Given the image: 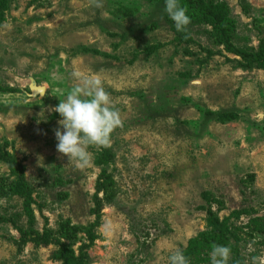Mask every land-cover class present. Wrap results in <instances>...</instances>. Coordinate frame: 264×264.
I'll use <instances>...</instances> for the list:
<instances>
[{"label": "rangeland", "instance_id": "rangeland-1", "mask_svg": "<svg viewBox=\"0 0 264 264\" xmlns=\"http://www.w3.org/2000/svg\"><path fill=\"white\" fill-rule=\"evenodd\" d=\"M216 1L230 8L232 43L258 48L264 0ZM164 4L0 0V148L27 186L18 192L0 159V264H169L208 231L232 248L229 264L264 256V71L241 69L191 8L178 32ZM74 73L98 75L120 112L106 164L102 147L86 168L57 151L54 109ZM62 225L81 230L66 238ZM203 245L192 264H211Z\"/></svg>", "mask_w": 264, "mask_h": 264}, {"label": "clouds", "instance_id": "clouds-1", "mask_svg": "<svg viewBox=\"0 0 264 264\" xmlns=\"http://www.w3.org/2000/svg\"><path fill=\"white\" fill-rule=\"evenodd\" d=\"M164 11L178 32L184 31L191 22L180 0H165ZM73 76L77 83L54 109L61 117L59 128L55 131L56 147L69 162L86 168L92 160L89 147L109 146L111 134L122 125V120L98 75L80 76L74 73ZM231 258L230 246L212 245L211 264H229ZM168 259L169 264H190V259L179 249ZM250 264H264V256L252 257Z\"/></svg>", "mask_w": 264, "mask_h": 264}, {"label": "trees", "instance_id": "trees-1", "mask_svg": "<svg viewBox=\"0 0 264 264\" xmlns=\"http://www.w3.org/2000/svg\"><path fill=\"white\" fill-rule=\"evenodd\" d=\"M185 8L188 7L189 9H193L197 11V14L199 17L202 19L204 23H208L213 25L214 27V33L216 32L218 38L223 41V43L232 50L234 55L239 57L241 60L239 62V66L241 69L245 70H251L254 68L261 69L264 71V37L259 40V46L258 48H249V47H239L235 46L232 43V40L236 39V24L231 18V12L229 6L221 1H216V0H183ZM197 15V16H198ZM193 16V15H192ZM195 16L190 17L194 19ZM171 21V19L169 18ZM172 22V21H171ZM8 92H13V90H8ZM219 116V115H218ZM219 120L223 123L226 122H233L237 120V115L231 113V114H221L219 116ZM103 152L99 155V162L102 164H106L109 158L111 157L112 153L110 152L109 149L106 147H102ZM113 156V155H112ZM0 159L3 161H6L9 163L10 168L16 171L18 180L15 182V189L20 192L21 190L23 191L27 186L24 183V171L21 169L20 165L16 162L15 157L10 156L8 153L3 152V149L0 148ZM20 182V188L18 186V183ZM100 190H105V189H100ZM214 199H208V204L212 203ZM211 205V204H210ZM96 211H93L95 213ZM244 211L237 213L236 215L240 217L243 214ZM210 219L213 220V222L216 221V214L213 213L212 211H209ZM261 221V219L259 220ZM251 226V228H249ZM246 225L244 229H242L243 232L247 228L248 231H251V235L255 232L254 228L252 225ZM81 228H74L71 227L70 225L65 229V227L62 225V233H65V237H77L78 231H80ZM85 229H82V231ZM263 233V231H262ZM202 235V244L203 249L206 250L207 252H211L212 245L217 244L215 241L216 235L220 237V235L215 232V237H214V232L208 231V235H205L203 233ZM201 238V237H200ZM198 239H194L190 242L189 248L185 254L186 257L190 259V264H192V257L195 254V251L198 247H200L202 244L197 241ZM66 250V249H65ZM64 250V251H65ZM67 251V250H66ZM72 253L67 251L65 258L69 257ZM71 261V260H70ZM73 262V261H71ZM71 262H68V264H71ZM233 264H244V262L240 259L238 262L233 263Z\"/></svg>", "mask_w": 264, "mask_h": 264}, {"label": "water", "instance_id": "water-1", "mask_svg": "<svg viewBox=\"0 0 264 264\" xmlns=\"http://www.w3.org/2000/svg\"><path fill=\"white\" fill-rule=\"evenodd\" d=\"M31 97H42L45 95L44 87H37L35 84H32L30 87Z\"/></svg>", "mask_w": 264, "mask_h": 264}]
</instances>
